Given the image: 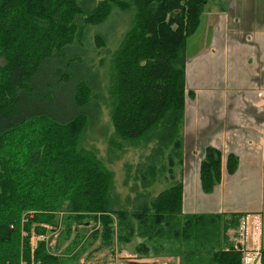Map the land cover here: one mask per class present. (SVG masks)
I'll use <instances>...</instances> for the list:
<instances>
[{
	"label": "trees",
	"instance_id": "1",
	"mask_svg": "<svg viewBox=\"0 0 264 264\" xmlns=\"http://www.w3.org/2000/svg\"><path fill=\"white\" fill-rule=\"evenodd\" d=\"M206 4L0 0V264H71L59 254L71 245L82 247L92 237L112 247L114 241L122 245L134 236L144 240L138 245L142 253H149L152 242L157 252L168 248V256L178 257V264H241L228 232L233 223L238 227L242 214L183 213L182 179L135 211L112 207V173L78 146L92 115H100L101 103L89 96L94 79L77 75L80 58L62 57L87 26L104 24L115 9L130 14L111 61L115 130L123 138L136 139L159 126V142L172 144L170 162L175 154L182 163L178 129L192 95L186 86V46ZM102 38L97 36L98 46ZM59 95L66 99L65 108L58 105ZM238 163V156L230 153L228 172L234 173ZM221 174L222 152L207 146L200 166L203 191L211 193ZM62 211L66 216L59 223L64 229L59 227L56 245L50 247L45 239L34 245V235L55 230ZM86 216L100 226L85 237L80 225L91 222L82 221Z\"/></svg>",
	"mask_w": 264,
	"mask_h": 264
},
{
	"label": "crops",
	"instance_id": "2",
	"mask_svg": "<svg viewBox=\"0 0 264 264\" xmlns=\"http://www.w3.org/2000/svg\"><path fill=\"white\" fill-rule=\"evenodd\" d=\"M207 7L187 41L186 85L194 100L184 121L192 133L183 138L182 211L258 214L264 249V0H208ZM193 132L207 140L201 149L228 148L239 158L230 174L223 156L211 193L202 189L199 164L186 159Z\"/></svg>",
	"mask_w": 264,
	"mask_h": 264
},
{
	"label": "rangeland",
	"instance_id": "3",
	"mask_svg": "<svg viewBox=\"0 0 264 264\" xmlns=\"http://www.w3.org/2000/svg\"><path fill=\"white\" fill-rule=\"evenodd\" d=\"M206 7L207 4L205 8ZM206 9H208V7ZM131 18L130 14L115 9L112 17L104 24L87 26L82 38L80 36L75 42L74 47L62 57H64L65 60L72 57H76V61H78L79 58L82 60L80 66L77 67V69L75 68L77 70V75L92 76L96 82L90 80L93 84V91L89 94L90 100L93 98V100H98L101 103L100 115H92L95 117L93 121H89V124L87 123L79 139L78 146L86 152L92 153L95 159H97L105 169L112 173L113 187L109 194V199L113 205L112 207L116 210L124 209L135 211L139 209L144 201L150 203L161 191L171 187L182 179L184 170V146L182 149L183 155L181 156L183 159L182 163L180 162V155L178 156L175 154L171 157V163L169 156L173 154V152H171L172 144L170 143L166 146L159 142L160 140L158 138L161 132L159 126L150 134L143 135L136 139L123 138L117 134L115 130L112 120L115 97L113 94V68L111 67V61L114 51L118 48L120 40L131 22ZM97 36L101 38L102 36L104 37L102 38V42H98L101 46L97 44ZM91 57L94 58V65L92 64ZM95 67L99 70V76ZM187 89L190 90L188 87ZM197 94L199 95V93ZM192 97V95H188L186 107L194 100ZM58 105L60 109L67 106L64 96L60 97L59 95ZM259 108L263 113L264 107L261 106ZM184 121L185 117L182 125L178 129L179 133L177 136V139H181L182 142L185 132L186 134L192 133L190 132V126H184ZM37 125L39 126V124ZM193 135L192 140L193 143H195V147L192 152L188 154L186 159H190L189 162L191 165L199 164L200 169L206 147L212 145H207L205 148L203 147L204 149H201L200 145L203 142H207V140L201 138V135H197L196 132H193ZM213 147L217 148L216 146ZM221 152L222 159L223 156L226 158V156L228 157L230 154L228 148L221 150ZM216 214L224 215L225 213ZM58 216V226H55V230L49 231V233L45 235L46 243L49 245L48 241L50 240L52 247L56 245L61 232L59 227L63 228L61 222L59 223V219L62 220L61 216L66 215L64 211H62L58 213ZM113 216L114 218L116 217L114 214ZM90 220L91 222L85 223V226L82 227V225H80V228H84L80 233L85 237L88 235L92 236V233L100 226V223H96L91 217L89 218L86 216L82 219L83 222ZM234 224L235 223H233L228 232L229 238L232 241L236 235V227ZM112 229L117 236L118 228L116 218ZM70 238L74 240L75 234H71ZM38 239H40L38 236H33L32 242L34 245ZM143 241L141 237L134 236L130 242L125 244L119 245L118 241H114V243H111V245H113L112 247H105L102 246L101 238L94 240L91 237V240L84 241L86 242L85 245L82 246L81 244L82 247H74L71 245L69 251L65 253L60 252L59 254L65 262L67 260L71 264H178L180 262L178 257L168 256V248L163 250L159 249L158 252L154 250L155 246L152 242L148 243L150 247L149 253H142L138 249V245Z\"/></svg>",
	"mask_w": 264,
	"mask_h": 264
},
{
	"label": "built area",
	"instance_id": "4",
	"mask_svg": "<svg viewBox=\"0 0 264 264\" xmlns=\"http://www.w3.org/2000/svg\"><path fill=\"white\" fill-rule=\"evenodd\" d=\"M235 248L241 253V264H262V219L254 213H243L235 229ZM45 239V235L38 236ZM49 245L50 240L48 241Z\"/></svg>",
	"mask_w": 264,
	"mask_h": 264
}]
</instances>
